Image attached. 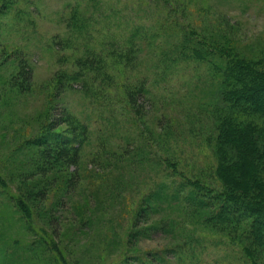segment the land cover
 <instances>
[{"label": "rangeland", "instance_id": "1", "mask_svg": "<svg viewBox=\"0 0 264 264\" xmlns=\"http://www.w3.org/2000/svg\"><path fill=\"white\" fill-rule=\"evenodd\" d=\"M73 5L78 24L68 14ZM186 33L264 65V0H0V179L7 182L0 183V264H54L40 228L54 235L59 228L73 264H109L120 249L119 264H250L242 242L204 225L209 211L192 212L188 189L170 195L174 182L159 189L158 209L139 219L155 183L181 179L170 172L201 173L217 188L210 134L217 83L211 61L193 60L187 48L171 54ZM91 53L90 68L78 71L75 59ZM17 56L32 68L28 92L12 84ZM74 71L78 79L69 80ZM63 108L77 125L80 161L31 175L38 149L30 142ZM37 179L51 182L44 199L29 200L35 234L7 191L31 190ZM159 219L173 233L153 230Z\"/></svg>", "mask_w": 264, "mask_h": 264}, {"label": "trees", "instance_id": "2", "mask_svg": "<svg viewBox=\"0 0 264 264\" xmlns=\"http://www.w3.org/2000/svg\"><path fill=\"white\" fill-rule=\"evenodd\" d=\"M78 12L79 9L75 5L68 10L69 17L73 18L77 24L79 21L76 17L79 15ZM82 19L85 21L84 18ZM183 37V43L174 49H170L171 54H175L177 57L178 54L182 55L183 53L179 51V48L184 50L187 48L188 51L184 52H187V55L190 52V57L193 60L209 63L211 61L209 70L212 72L209 77L217 83L218 91H216L210 109L213 120L210 134L214 135L211 146L215 160L213 174L218 184L217 188L214 189L204 181L201 173L187 175L181 174L182 170L170 172L168 177L180 174L181 179L170 178L163 183H155L151 191L146 193V205L148 207L144 205L140 208L138 213L141 217L139 219L145 214L148 215V211L155 212L158 209L159 206L156 207L158 204L154 201L158 196L160 198V195H157L160 192L159 189L167 185V181L174 182L177 188L174 189V194H168L175 197L180 195L184 189H188L184 197L194 205L192 212L196 214L210 212L209 215L203 216L205 218L204 225L210 226L218 232H223L231 242H236V240L242 242V251L249 259L250 264H264V256L261 259L258 254L264 248V65L260 63V60L246 58L235 52L225 50L221 46L206 43V39L199 34L194 36L189 33L184 34ZM89 51L94 50H86L85 53ZM91 54L93 55L91 59L82 56L75 59L74 63L79 67L78 71L80 67L90 68L88 67L89 62H93L97 57V54ZM3 55V59H8L11 53H4ZM183 59L187 61L186 57ZM17 60L18 65L12 75V81H14L12 84L21 91L28 92L31 88L32 68L23 57L18 58L17 56ZM102 67L107 69L105 64ZM78 71L69 74V80H77ZM66 83L61 86L65 87ZM126 96L131 104L136 103L132 91L127 92ZM49 106H52V103ZM50 109V107L47 108L45 115L49 113ZM47 116H49L48 122L45 124V119L42 121L37 137L30 142L38 149L34 163L35 169L31 175L39 173L40 176L45 177L48 171L53 170L56 173H61L68 170L69 166L77 165L80 161L78 144L73 142L75 137H78L77 125L70 113L63 108L54 117L50 118V114ZM61 124L65 125L67 129L58 128ZM189 125L191 129L195 127L193 122ZM198 129L197 131H199ZM208 137L210 136H207V141ZM169 157L174 159L170 155ZM160 160L162 159L160 158ZM162 163L169 164L170 161ZM200 171L201 169L198 172ZM50 182L45 183L43 180L37 179L30 187L33 194L30 193L29 187L24 188L23 193L19 188H17V193H11L8 187L7 194L10 200L35 234H38V230L36 231L34 226V213L29 200L35 198L34 195L44 199ZM0 183L5 187L7 186L6 181L1 180ZM209 197H211L210 200L207 199ZM185 199L179 200L178 203L183 204ZM215 205L218 208L214 211L212 207ZM150 207L151 209H148ZM179 208L184 209V206L181 205ZM224 208L237 211L239 216L237 213L230 214V216L229 213L224 214ZM185 218L183 219L185 220ZM211 218L212 222H210ZM163 220L159 219L153 223L152 229H162L159 224ZM170 220L175 223L173 219L166 220V223ZM242 221L246 224L241 225L240 222ZM238 229L240 230L239 233H237ZM58 231L59 228L55 231L56 235H59ZM39 234V239L45 250L50 252L52 263L73 264L66 256L64 247L56 235L44 228L39 229ZM108 240L110 243L111 239ZM122 250L120 249L116 253V255L120 254L121 257L111 260L109 264H119L120 261L124 260L125 252L123 253ZM177 261L179 264H185L182 258H178Z\"/></svg>", "mask_w": 264, "mask_h": 264}]
</instances>
